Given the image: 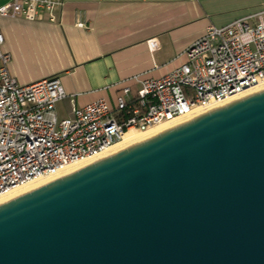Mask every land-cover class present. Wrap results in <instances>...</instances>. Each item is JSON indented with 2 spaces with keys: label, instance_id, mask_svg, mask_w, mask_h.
I'll return each instance as SVG.
<instances>
[{
  "label": "water",
  "instance_id": "water-1",
  "mask_svg": "<svg viewBox=\"0 0 264 264\" xmlns=\"http://www.w3.org/2000/svg\"><path fill=\"white\" fill-rule=\"evenodd\" d=\"M0 264H264V90L0 204Z\"/></svg>",
  "mask_w": 264,
  "mask_h": 264
},
{
  "label": "built area",
  "instance_id": "built-area-1",
  "mask_svg": "<svg viewBox=\"0 0 264 264\" xmlns=\"http://www.w3.org/2000/svg\"><path fill=\"white\" fill-rule=\"evenodd\" d=\"M2 1L0 18L27 21L57 22L63 6V0ZM2 44L0 32V197L101 155L130 130L146 131L194 111L208 112L264 84V10L221 27L208 26L185 49L186 60L178 68L159 79L134 75L109 85L106 89L121 86L113 107L98 99L74 106L69 118L57 115L56 105L67 98L59 79L20 85L9 75L10 55ZM157 46L155 40L148 42L150 51ZM127 82L138 87L132 90Z\"/></svg>",
  "mask_w": 264,
  "mask_h": 264
},
{
  "label": "crops",
  "instance_id": "crops-1",
  "mask_svg": "<svg viewBox=\"0 0 264 264\" xmlns=\"http://www.w3.org/2000/svg\"><path fill=\"white\" fill-rule=\"evenodd\" d=\"M256 5V0H63L57 22L0 18L1 50L9 53V75L20 85L57 77L67 95L56 105L57 115L69 118L74 106L98 99L113 107L121 86L106 89L109 85L134 75L164 77L185 62L183 52L208 26L263 11ZM150 40L157 42L154 51Z\"/></svg>",
  "mask_w": 264,
  "mask_h": 264
},
{
  "label": "bare ground",
  "instance_id": "bare-ground-1",
  "mask_svg": "<svg viewBox=\"0 0 264 264\" xmlns=\"http://www.w3.org/2000/svg\"><path fill=\"white\" fill-rule=\"evenodd\" d=\"M261 90H264V84H261L257 87L252 88L251 90L247 91L246 93H244L242 96H246L252 93H256L259 92ZM239 98L235 97L233 98V100ZM232 101V100H231ZM229 102H223L221 103L219 106L216 107H221L224 106L226 104H228ZM215 107V108H216ZM212 109H210L211 111ZM209 112V111H208ZM203 113H207V111H194L192 112L188 117L181 119V120H174L171 122H167L164 124H160L158 126H155L153 128H150L146 131H135V130H130L127 133L124 134L123 138L117 142L115 145H113L112 147H110L109 149H107L106 151H104L101 155L93 158V159H88V160H83L71 165H68L66 167H64L57 176L55 177H48V178H40L34 181L29 182L28 184L24 185V186H19L16 187L12 190H10L7 194L3 195L2 197H0V204L9 201L13 198H16L20 195H23L24 193H27L33 189H36L48 182L54 181L55 179H57V177H63L69 173H72L78 169H81L89 164L94 163L95 161H97L98 159H102L105 157H109L113 154H116L118 152H121L133 145H136L138 143H141L147 139H150L154 136H157L165 131H167L168 129H171L173 127H176L177 125H180L184 122L190 121L191 119H194L195 117L203 114Z\"/></svg>",
  "mask_w": 264,
  "mask_h": 264
},
{
  "label": "rangeland",
  "instance_id": "rangeland-1",
  "mask_svg": "<svg viewBox=\"0 0 264 264\" xmlns=\"http://www.w3.org/2000/svg\"><path fill=\"white\" fill-rule=\"evenodd\" d=\"M257 2V7L259 10H264V0H256ZM249 16V15H248Z\"/></svg>",
  "mask_w": 264,
  "mask_h": 264
}]
</instances>
